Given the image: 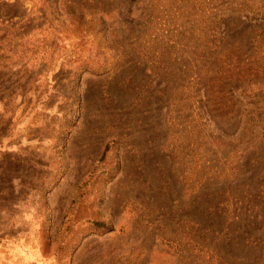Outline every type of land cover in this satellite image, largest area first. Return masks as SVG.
I'll return each mask as SVG.
<instances>
[{
  "label": "rangeland",
  "instance_id": "1",
  "mask_svg": "<svg viewBox=\"0 0 264 264\" xmlns=\"http://www.w3.org/2000/svg\"><path fill=\"white\" fill-rule=\"evenodd\" d=\"M0 264H264V0H0Z\"/></svg>",
  "mask_w": 264,
  "mask_h": 264
}]
</instances>
